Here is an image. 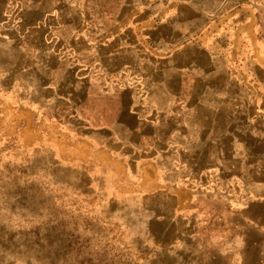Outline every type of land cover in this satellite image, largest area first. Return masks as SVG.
<instances>
[{
	"label": "crops",
	"instance_id": "1",
	"mask_svg": "<svg viewBox=\"0 0 264 264\" xmlns=\"http://www.w3.org/2000/svg\"><path fill=\"white\" fill-rule=\"evenodd\" d=\"M28 4L40 7L34 0ZM41 4L76 10L73 27L79 40L85 25L80 12L91 11L90 61L82 67L81 61L61 60L55 48H36L41 60L28 69V144L38 140L42 129L41 138L56 145L57 157L63 161L71 153L72 166L86 170L91 185H122L124 195L136 200L170 195L174 216L192 212L197 189L178 185L172 176L175 160L164 163L162 154L216 153L204 167L206 192L235 184V164L230 167L233 182L218 174L225 167V152L240 160L242 153L264 156V0ZM34 40L30 34L31 46ZM98 67L122 74L103 76ZM131 75L142 79V96L130 84ZM45 113L51 114L48 120ZM40 116L42 128L37 126ZM50 126L54 136L48 134ZM244 166L259 169L264 161ZM257 175L246 176L243 192L249 203H264V178ZM250 205L240 211L250 222L255 217V227L264 233V221L256 219L264 217V209L257 214ZM148 218L166 216L151 211Z\"/></svg>",
	"mask_w": 264,
	"mask_h": 264
},
{
	"label": "rangeland",
	"instance_id": "2",
	"mask_svg": "<svg viewBox=\"0 0 264 264\" xmlns=\"http://www.w3.org/2000/svg\"><path fill=\"white\" fill-rule=\"evenodd\" d=\"M30 1L0 0V264H264V233L255 227V217L250 222L240 211L249 204L253 212L264 209V203L245 200L243 192L249 172L264 178V167L244 163L253 165L264 156L242 153L240 160L225 152V167L218 174L231 182L235 164V184L206 192L204 167L215 161L216 153L162 154L164 163L175 160L177 184L197 189L192 212L174 216L170 195L136 200L124 195L122 185H91L86 170L72 166L71 153L63 161L57 157L56 145L41 138L42 129L38 140L28 144V69L41 60L36 48H55L61 60L87 67L91 14L88 8L80 12L85 25L79 40L73 27L76 10L41 4L51 0H34L40 7H30ZM81 2L84 6L88 0ZM30 34L37 39L33 46ZM76 52L81 58L74 57ZM98 68L103 76L122 74ZM130 78L142 96V79ZM49 115L44 114L46 120ZM48 134L55 135L51 126ZM151 211L166 218L149 219Z\"/></svg>",
	"mask_w": 264,
	"mask_h": 264
}]
</instances>
